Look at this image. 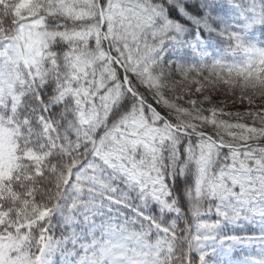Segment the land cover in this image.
Instances as JSON below:
<instances>
[{"label": "trees", "instance_id": "16d2710c", "mask_svg": "<svg viewBox=\"0 0 264 264\" xmlns=\"http://www.w3.org/2000/svg\"><path fill=\"white\" fill-rule=\"evenodd\" d=\"M33 8L21 22L0 6L1 264H35L42 237L59 244L56 264H71L65 253L104 260L112 252L98 224L112 221L141 234L154 264H203L230 239L264 235L231 226L238 211L216 193L223 169L264 168V117L212 120L170 91L204 88L216 99L263 105L264 0H37ZM25 32L34 41L41 35L33 58L8 62ZM197 35L195 54L171 47ZM80 86L95 114L84 126L69 90ZM132 119L166 139L153 154L125 148L119 158L150 168L161 194L146 195L103 166L120 156L113 137ZM243 145L251 146L228 148ZM250 258L264 264V254Z\"/></svg>", "mask_w": 264, "mask_h": 264}, {"label": "rangeland", "instance_id": "374dc122", "mask_svg": "<svg viewBox=\"0 0 264 264\" xmlns=\"http://www.w3.org/2000/svg\"><path fill=\"white\" fill-rule=\"evenodd\" d=\"M36 1L37 0H0V6L6 11V14L12 9L11 13L18 21L27 22L34 13L33 7ZM233 8L239 11L236 6H233ZM241 16H244L243 13H241ZM32 31L36 32L32 29L29 34L32 35ZM39 34L40 33H38L35 41L27 32L22 34L20 38L14 41L11 49L12 54L5 59L8 62H16L18 60L29 61L32 59L37 48V43H39L40 40L41 35ZM202 43L200 36L197 35L195 40L189 42L173 41L171 47L175 50L184 49L190 54H195L198 51L199 44ZM69 45V49L73 54L77 50V44L73 41ZM209 57H211V55H209ZM74 81H77L75 77ZM180 88L177 86L171 87L170 91L173 97L202 107L210 113L212 120H215L221 115L234 112L264 117V104H251L250 101L232 103L231 101L216 99L211 95L212 93L206 92L204 88H197L195 90H186L184 87ZM69 90L75 99L76 106L80 110L81 123L84 126L95 118L94 112H88L84 106V97L88 96V89L80 86L79 88L73 87ZM38 122L44 127L43 130L44 133H46L49 126L41 120ZM235 137L237 136H233V138ZM165 139V133L160 129L148 127L146 123L139 119H132L130 122L124 124L123 131L116 132L113 137L114 144L119 147L117 152L120 156L115 153L106 157L103 166L113 173L124 176L130 184H136L139 190L146 195L154 196L160 190H157L158 187L162 188V185H160V181L153 176L150 168L142 165V163L141 166L137 164L128 166L123 158L119 157L124 155L123 150L125 148L135 149L141 147L146 153L153 154L158 150V146L162 145ZM246 154L248 155L250 153L246 152ZM236 156H239V153ZM247 167L248 166H245L239 169L233 166L230 169H223L221 171L223 180L217 186L216 193L225 205L237 209L238 217L236 220L232 221L233 226L237 227L240 225L239 223H245L247 226H252L253 228L258 227L264 229V168L254 167L247 169ZM159 193L161 194L162 190H160ZM243 212L247 213L251 218L242 215ZM122 218L126 219V216L123 215ZM98 225L103 231L101 239L104 240L106 245L111 246L110 251L114 252V255L110 254L108 259L93 262V264H154L152 259L149 258L150 245L141 242L140 234L132 231H127L125 233L120 232L118 230V225L114 221L105 226L103 224ZM52 239L49 238L46 242L44 238L39 240V244L43 245L45 249L43 250V256L38 257L37 264H51L53 262V253H55V250L56 252H61L59 244L57 245ZM259 241L260 240L248 241L243 244L244 246L242 248L239 244H233V242L230 247L224 249L219 254L206 257L203 264H248V259L246 260L245 258H242L239 263L232 262L231 259L234 257L236 251L240 249H245L249 253H251V249L256 247H259L258 251H260L261 245L264 249V243ZM95 245L96 244L93 243L92 247H95ZM69 246L70 243L67 242L64 248ZM82 246H84V244L80 247ZM64 248L62 250H64ZM103 253L102 250L100 254L102 255ZM2 255L3 251H0V263L2 262ZM64 256L67 258L66 255ZM68 260L74 261V257L70 256ZM62 264H64V262H62ZM250 264L261 263L254 261Z\"/></svg>", "mask_w": 264, "mask_h": 264}, {"label": "water", "instance_id": "95a60500", "mask_svg": "<svg viewBox=\"0 0 264 264\" xmlns=\"http://www.w3.org/2000/svg\"><path fill=\"white\" fill-rule=\"evenodd\" d=\"M99 5V7H100V3L98 4ZM104 17H103V15L101 14V31H103V27H104ZM120 65V64H119ZM219 146H220V144H218ZM249 146H244V147H239L238 149H245V148H248ZM234 149H236V148H234Z\"/></svg>", "mask_w": 264, "mask_h": 264}]
</instances>
